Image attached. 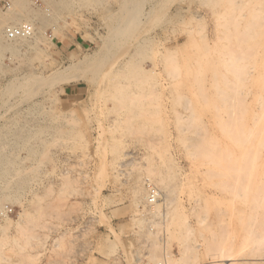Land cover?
<instances>
[{"label":"rangeland","instance_id":"374dc122","mask_svg":"<svg viewBox=\"0 0 264 264\" xmlns=\"http://www.w3.org/2000/svg\"><path fill=\"white\" fill-rule=\"evenodd\" d=\"M59 1L0 0V264H264V0Z\"/></svg>","mask_w":264,"mask_h":264},{"label":"bare ground","instance_id":"6f19581e","mask_svg":"<svg viewBox=\"0 0 264 264\" xmlns=\"http://www.w3.org/2000/svg\"><path fill=\"white\" fill-rule=\"evenodd\" d=\"M16 1V3L14 4V6L16 5L17 7H18V9L19 10H21V9H23V8H25L26 7V3H27V0H15ZM30 2V1H29ZM60 2V1H59ZM65 2V0H61V2L59 3V4H63ZM50 3V2H49ZM48 3V4H49ZM57 3V2H56ZM55 3V4H56ZM131 2H127V3H125V5H124V9H122L121 10V12L119 13V14H117L116 16H115V25L114 26H112L111 28H110V30H109V38H107L108 40L111 38V39H115V38H117V37H120V36H123V35H131V34H133L134 32H135V30L136 29H138L137 27H138V23H139V20H140V16H142L141 15V13H140V11H141V9L139 10V3H137V1L135 2H132L131 4H132V6H131V4H130ZM134 3H136V4H134ZM66 4V3H65ZM72 4V3H71ZM61 5H59V6H61ZM25 6V7H24ZM62 6H64V5H62ZM69 6V5H68ZM143 6V5H142ZM65 8V7H64ZM17 9V8H16ZM11 12V11H10ZM13 12V11H12ZM22 12H23V10H22ZM22 15H24V14H22V13H18V12H13L12 13V15H11V19L12 18H14V17H16V16H21L22 17ZM147 15V14H146ZM48 16V15H47ZM31 17V16H30ZM10 18H8V20H5V19H3V17H1L0 18V39L1 38H4V36L2 35V28L4 29V27H3V24L4 23H7V25H9V24H11V22L12 21H10L9 20ZM158 19V18H157ZM16 20V19H15ZM24 22H29V23H31L32 25H34V22H33V20L32 19H30V18H24ZM21 23V22H20ZM13 24V23H12ZM113 24V23H112ZM110 26H111V24H110ZM139 30V29H138ZM138 32V31H137ZM36 33H37V30L35 29V26H34V31H33V35L32 36H30L29 38H16V39H13V40H6L5 38H4V40L6 41V42H8V44H18V42H20V43H24V42H31V41H33V43H36V42H38L37 40H38V37H37V35H36ZM108 33V32H107ZM127 37V36H126ZM105 38V37H104ZM121 38V37H120ZM123 38V37H122ZM129 38H130V36H129ZM110 39V40H111ZM3 40V41H4ZM108 40H106L107 42H108ZM112 42V41H111ZM113 43V42H112ZM120 47V46H119ZM9 48H11V47H9ZM107 48V47H106ZM227 49H228V47H227ZM11 50H14V48H11ZM106 50H108V49H106ZM103 51V50H102ZM142 52V51H141ZM227 52V51H226ZM231 52V51H230ZM106 53V52H105ZM104 52L102 53V55L100 54V56H98V57H93V58H91V59H87L85 62H83L82 63V67H85L87 70H95L97 73L98 72H100L101 70V68L100 67H102V64H101V66H100V61H101V59H103V57H104V54H105ZM109 53V52H108ZM110 54V53H109ZM115 54V53H114ZM235 54V53H234ZM123 55V54H122ZM106 56V55H105ZM226 56H228V55H226ZM232 59H234L233 57H232ZM81 63V62H80ZM78 64V63H77ZM232 64V63H231ZM230 66V65H229ZM77 67H79V66H77ZM72 68H73V70H77V68H75L74 69V66H72ZM228 68V67H227ZM82 69V68H81ZM110 69V68H109ZM69 70H71V71H73L72 69H71V67H66L64 70H62L61 72H55V74L54 75H52V76H50V77H48V79L47 80H45V79H42V77H35V79L34 78H32L33 80H31V81H27L26 83H15V82H12V83H8V87H7V91L8 90H10V91H15V90H17V89H20V87H25V88H27L28 90L27 91H29V94H33V93H35V92H38L37 91V89L38 88H40L41 86H43L44 84L46 85V83L48 84V82L49 81H54V80H57V79H68V78H71L72 76H74V78L76 77V75H70L69 74ZM80 70V69H79ZM108 70V69H107ZM138 70V69H137ZM69 71V72H68ZM107 72V71H106ZM14 81V80H13ZM225 81H226V79H225ZM51 83V82H50ZM49 83V84H50ZM231 85V84H230ZM198 86V85H197ZM224 86H225V84H224ZM6 87V86H5ZM226 87H227V85H226ZM232 87V86H231ZM42 88V87H41ZM227 88H229V87H227ZM149 90V89H148ZM149 92V91H148ZM15 93V92H14ZM147 93V92H146ZM150 93V92H149ZM36 95V94H35ZM122 96V95H121ZM142 98H144V97H142ZM25 99V98H24ZM26 100V99H25ZM138 101V100H137ZM130 103V102H129ZM136 103V102H135ZM140 105V104H139ZM120 108V107H119ZM121 109V108H120ZM127 110V109H126ZM147 112V111H146ZM132 113H133V111H132ZM138 114V113H137ZM126 115V114H125ZM125 115H124V117H125ZM192 116V115H191ZM128 117V116H127ZM187 117V116H186ZM191 118V117H190ZM189 118V119H190ZM184 119V118H183ZM178 120H180V119H178ZM177 120V121H178ZM196 120V119H195ZM194 120V121H195ZM185 121V123H186V120H184ZM192 123H194L193 122V120H192ZM129 124V123H128ZM189 125H190V122L188 123ZM24 127V126H23ZM137 128V127H136ZM188 128V127H187ZM199 128H200V126H199ZM224 128V127H223ZM143 129V128H142ZM181 129V128H180ZM179 129V130H180ZM195 129V128H194ZM140 130H141V128H140ZM149 130V129H148ZM197 131V130H196ZM188 133V132H187ZM197 134H200L199 132H196ZM195 134V133H194ZM188 135V134H187ZM196 136V135H195ZM203 136V135H202ZM197 137H199V136H197ZM201 137V136H200ZM3 138V137H2ZM28 140V139H27ZM149 140V139H148ZM191 140H192V138H191ZM198 140V139H197ZM194 141V140H193ZM203 141V140H202ZM190 142V141H189ZM196 143V142H195ZM148 144V146L149 147H151V148H153L152 146H154V145H152V146H150L149 145V143H147ZM193 144V143H192ZM207 144V143H206ZM189 145V144H188ZM210 146H211V144H209ZM190 146H192V145H190ZM195 146L196 145H193L192 147H191V149H194L195 148ZM203 146H205V145H203ZM146 147V146H145ZM188 148H189V146H187ZM187 147H185V148H187ZM205 148H206V146H205ZM16 149V148H15ZM21 149V148H20ZM202 149V148H201ZM208 149V148H207ZM203 150V149H202ZM205 150V149H204ZM209 150V149H208ZM20 151H22V150H20ZM207 151V150H206ZM214 151V150H213ZM212 151V152H213ZM159 152V151H158ZM162 152V151H161ZM203 152V151H202ZM205 152V151H204ZM10 153V152H9ZM163 153V152H162ZM198 153H199V151H198ZM206 153V152H205ZM3 154V153H2ZM16 154V153H15ZM210 154V153H209ZM19 155V154H18ZM189 156H193V152H192V155H190V154H188ZM8 156V155H7ZM197 156V155H196ZM209 156V155H208ZM194 157V156H193ZM198 157V156H197ZM197 157H194V158H197ZM204 157H205V155H204ZM211 156H209V158H210ZM206 158H207V155H206ZM206 158H203V159H206ZM206 160H208V159H206ZM211 161H213L212 159H211ZM168 162V161H167ZM7 163V162H6ZM168 164V163H167ZM171 165V164H170ZM11 166V165H10ZM13 166V165H12ZM194 166V165H193ZM205 167V166H204ZM199 168V167H198ZM204 169V168H203ZM4 170V169H3ZM2 170V171H3ZM8 170V169H7ZM205 170V169H204ZM17 171V170H16ZM24 171V170H23ZM26 171V170H25ZM13 172V171H12ZM18 172V171H17ZM15 173V172H14ZM8 174V173H7ZM167 177V176H166ZM159 178V177H158ZM6 179V178H5ZM4 179V180H5ZM168 179V178H167ZM18 181V180H17ZM160 181V180H159ZM8 184V183H7ZM168 185V184H167ZM7 188V187H6ZM5 188V189H6ZM166 188V187H165ZM166 189H168V187L166 188ZM7 190V189H6ZM138 193V192H137ZM164 193V192H163ZM133 194H135V193H133ZM158 194H159V192H158ZM167 195V194H166ZM135 196V195H134ZM159 196V195H158ZM162 196H165V195H163L162 194ZM8 197V196H7ZM165 198V197H164ZM164 198H161V199H163L164 200ZM158 201H160V200H158ZM136 202V201H135ZM163 202V201H162ZM139 203V202H138ZM156 203H157V201H156ZM155 203V204H156ZM164 204H165V202H164ZM5 219V218H4ZM204 219V218H203ZM202 222H203V220H202ZM165 264H167V263H165Z\"/></svg>","mask_w":264,"mask_h":264},{"label":"built area","instance_id":"2783aa9c","mask_svg":"<svg viewBox=\"0 0 264 264\" xmlns=\"http://www.w3.org/2000/svg\"><path fill=\"white\" fill-rule=\"evenodd\" d=\"M4 8L9 9L10 3L6 2ZM34 25L29 22H21L18 24L5 25L3 29V36L6 40H13L16 38H29L33 35ZM146 204L149 208H153L158 199V189L149 180L145 181ZM8 211H11L8 209Z\"/></svg>","mask_w":264,"mask_h":264}]
</instances>
